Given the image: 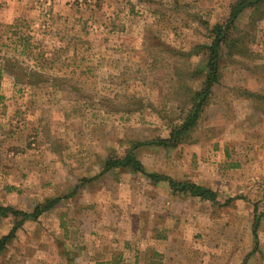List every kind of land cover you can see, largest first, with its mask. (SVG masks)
Listing matches in <instances>:
<instances>
[{"label":"rangeland","instance_id":"374dc122","mask_svg":"<svg viewBox=\"0 0 264 264\" xmlns=\"http://www.w3.org/2000/svg\"><path fill=\"white\" fill-rule=\"evenodd\" d=\"M236 1L0 0V240L22 220L6 209L33 213L61 199L52 215L15 233L0 264H55L53 253L68 250L57 243L63 233L52 231L72 225L65 209L105 200L115 208L116 195L133 192L146 193L152 208L156 193L170 191L156 187L149 176L156 173L182 182L204 177L219 196V204L199 207L202 217L187 219L191 230L175 234L190 241V264H264V114L248 99L264 96V5L253 24L251 12L240 18L234 36L243 32L250 55L221 61V81L192 141L135 146L169 138L184 119L177 83L197 93L205 79L174 74L204 68L205 56L187 54L211 45L213 26L229 19ZM195 145L207 147L203 158L192 156ZM131 149L145 174L101 175L104 161Z\"/></svg>","mask_w":264,"mask_h":264},{"label":"crops","instance_id":"0c3cea01","mask_svg":"<svg viewBox=\"0 0 264 264\" xmlns=\"http://www.w3.org/2000/svg\"><path fill=\"white\" fill-rule=\"evenodd\" d=\"M205 149L207 147H203V145H195L190 147V152L192 156L195 154L201 159L207 152ZM214 149L219 151L217 148ZM105 162L102 164L101 175L111 172H103ZM115 170L127 171L124 169ZM190 170L192 171L193 168ZM156 175L172 181L182 182L176 180L174 176L176 174L166 176V174L156 173ZM186 182L208 188L216 193L209 188L204 177H186ZM161 184H167L170 191L156 193V204L152 208L146 207V202H150L146 193L133 192L131 194L116 195L115 197L121 198V200L119 206L115 208L107 205V200H105L103 203L78 208V212L75 213L72 210L65 209L63 215L72 217L70 221L72 225L69 222H67L68 224H58L55 227L52 226V231L55 230L59 236H61V232L63 233V236L58 238L57 243L62 244V242H65L67 245L65 247L68 250L63 253H53L55 259L57 258L53 263L152 264L150 257L156 255L159 259L156 264H190L188 257L192 247L189 245L191 243L181 235L175 234L191 230V224H188L187 219H191L193 215L202 217L203 212L199 211V207L211 201L195 197L189 192L173 191L168 181L161 180L156 184V187L161 188L159 187ZM216 195L219 202V196L217 193ZM152 200L154 201V197H152ZM176 201H183L184 204L178 203L179 205H177ZM191 204L196 207L194 214H192L193 207H191ZM53 212L55 211L46 212L41 217L47 218ZM262 217L264 218V214ZM255 225L256 218L254 227ZM67 234L69 235L67 236ZM50 241L47 240V244H50ZM49 256H51V253L48 254ZM27 259L31 261L32 258L27 257ZM48 263L44 262L43 264Z\"/></svg>","mask_w":264,"mask_h":264},{"label":"trees","instance_id":"16d2710c","mask_svg":"<svg viewBox=\"0 0 264 264\" xmlns=\"http://www.w3.org/2000/svg\"><path fill=\"white\" fill-rule=\"evenodd\" d=\"M264 5V0H237L231 7V12L229 19L224 23H219L213 26L211 30V39L212 43L210 46H198L196 48L195 53L187 54V56H205L206 64L202 70H198L196 72L187 71L188 68H184V70H178L175 72L173 80L176 78H180L181 75L190 76V78L194 79L198 76L204 77V83L200 91L192 92V89L187 85H183V81H180L178 86L177 95L184 93L186 96L184 98V102L179 105V109L182 113H185L184 119L176 125L170 126V136L167 139H156V141L149 143L136 144V147L140 146H156L159 148H177L182 144H188L192 141L193 135L199 127V122L205 112V109L209 106L211 98L213 96V88L221 81L222 77V69H221V61L222 60H231L235 56L240 57H248L250 55L249 50L245 48V35L239 33L238 36H234L238 31V22L243 15H247L251 12L253 24L256 20H254V16L260 11V9ZM254 18V19H253ZM13 63L7 61L5 64L4 70L7 72L11 71V66ZM19 67V62H15V66ZM16 66V67H17ZM257 68V67H256ZM255 68V69H256ZM258 69V68H257ZM13 74V72H10ZM35 77H40L39 73L36 71H32ZM253 74V72H252ZM255 75V74H254ZM25 76H28L25 74ZM186 78V77H185ZM176 86V87H177ZM175 94V93H174ZM248 99H252L254 102V110L258 113L264 114V111L260 109V104H264V96L251 94L248 96ZM257 102L259 104L257 105ZM115 169H124L132 171L133 173H144L145 170L138 160L133 149L128 151L123 158L110 159L105 162L103 172L106 173L108 171H112ZM151 178L156 179V184L161 180L168 181L170 187L173 191L180 192H189L195 197H200L204 200L211 201L215 204H219L217 201V195L212 190L200 187L194 184H190L187 182H176L172 181L165 177H160L158 175H149ZM61 199H53L48 200L43 204L38 205L33 213H25L19 212L14 209H6L7 212H11L15 217L21 216L22 220L16 224V226L11 231L10 235L3 237L0 240V255L5 251L6 247L11 244L15 233L21 229V227L28 221H36L42 214L51 211L55 205L60 202ZM3 208H0V212ZM260 219H256V225Z\"/></svg>","mask_w":264,"mask_h":264}]
</instances>
